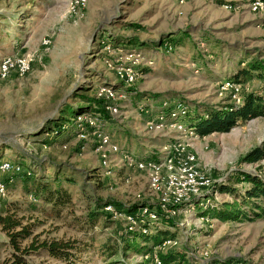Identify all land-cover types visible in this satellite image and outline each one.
Segmentation results:
<instances>
[{
	"label": "rangeland",
	"instance_id": "obj_1",
	"mask_svg": "<svg viewBox=\"0 0 264 264\" xmlns=\"http://www.w3.org/2000/svg\"><path fill=\"white\" fill-rule=\"evenodd\" d=\"M69 1L0 0V60L20 54L31 67L24 75L12 71L0 79V157L25 165L34 154L61 163L69 169L65 177L72 179L63 184L69 185L73 204L55 216L16 184L8 186L0 208L4 204L11 212L38 219L42 224L36 232L42 233L41 238L83 240L88 247L78 264H139L151 254H134L130 248L121 251L127 237L120 236V231L123 234L128 224L122 211L121 215L109 212L115 223L100 219L92 229H83L78 218L95 207V199L110 201L106 205L114 210L145 201L163 213L158 196L149 191L147 174L126 168L113 154L104 164L100 151L91 141H79L70 125L72 131H47L71 107L92 110L89 107L94 103L79 95L94 98L101 86L112 85L118 90L114 102L120 108L115 116L104 107L97 112L104 128L122 151L139 159L154 158L172 136L160 129L149 130L147 118L154 117L168 101L183 102L195 117L205 114L206 108L229 106L228 96L219 95L216 87L249 60L264 59V25L245 9L246 0H89L77 16L70 11ZM130 37H137L143 47L119 45L129 43ZM109 39L114 48L107 51L104 44ZM162 39L173 42L171 51L154 47ZM132 61L139 64V76L124 85L116 71ZM240 82L245 87L243 96L262 89L256 75ZM204 136L194 143L200 167L215 182V201L232 203L233 196L221 192L220 185L230 184L240 193L245 186L239 176L243 170L264 177V158L257 163L240 162L264 139V117ZM30 201H36L37 210ZM41 207L47 210L42 213ZM189 207L173 215V227L162 223L157 227L168 229L177 241L171 248L185 251L192 264H264V217L201 220L200 212ZM133 241L156 249L139 237ZM6 242L0 230V264L9 253ZM103 243L114 252L102 248ZM203 251L208 254L202 255ZM32 261L59 264L45 255L33 256Z\"/></svg>",
	"mask_w": 264,
	"mask_h": 264
},
{
	"label": "trees",
	"instance_id": "obj_2",
	"mask_svg": "<svg viewBox=\"0 0 264 264\" xmlns=\"http://www.w3.org/2000/svg\"><path fill=\"white\" fill-rule=\"evenodd\" d=\"M8 33L7 35H9ZM3 38L0 37V41ZM129 43L119 45L124 48L137 47L141 48L139 39L137 37H130L127 39ZM110 44L114 41L108 40ZM164 43L173 42L162 39L155 41L154 47H159ZM15 48L17 42L14 44ZM5 52V50H3ZM256 75L262 82V89L259 92L251 91L243 96L242 103L240 105H229L220 109L206 108L205 114L201 117H195L190 110L186 113L184 120L192 126L196 132L203 136L210 132H227L238 122L248 121L257 117H264V59L258 60L257 57L249 60L243 67H240L231 77L234 80L242 81L252 78ZM84 101L93 102V106L89 107L92 110H86L85 106H76L67 109V113L63 117L58 118L55 122V127L47 131L49 134L52 131L66 130L64 128H72L75 125L74 120L77 115L80 114H97L99 111H103L104 100L98 97L96 94L94 98H90L86 95H79ZM95 107V109H93ZM169 110L171 109L170 106ZM206 115V118L203 117ZM194 116V117H193ZM70 125V126H68ZM68 126V127H66ZM71 128V131H72ZM48 136V135H47ZM46 138V137H45ZM264 158V139L255 147L247 151L240 159L241 163H257ZM29 163H22L17 161L18 165L22 166V171L9 175L5 179L6 187L19 184L23 193H32L35 200L43 202L47 205V208L55 216H60L62 212L72 203V193L69 189V185L63 184L65 181H72V179L65 177L69 172L67 167H64L61 163H56L49 159H44L37 155H31L29 157ZM30 165L41 168L38 172ZM51 169L52 174L48 175L43 173L42 169ZM241 182L245 183L241 192L234 188L232 185H220L221 192L230 193L233 196L232 203L222 202L218 203L212 196H209L207 202L204 205L199 206L195 200L190 203H182L179 205L181 208H189L192 206V210L197 213L200 212L199 217H207L209 219L216 218L220 221L236 220L242 221L254 220L264 217V177L257 172H251L243 170L239 173ZM34 201V202H36ZM31 202V201H30ZM33 201L31 207L33 210H37V205ZM110 201H103L102 199H95V207H91L84 217L78 218L83 221V229H92L94 225L100 220H109L115 223L111 219L109 212L104 210L106 204ZM194 202V203H193ZM115 205H117L115 203ZM139 206H148L157 214L155 225L151 221L145 219L141 224L147 227L145 233L140 229L128 230L120 236L127 237L123 239V247L121 251L124 252L126 248L133 250L134 254H151L148 259L143 260L139 264H155L154 259L157 258L162 264H192L185 251L175 248H169L166 250L152 251L147 245L140 246L138 242L134 243V238H141L146 242H150L152 246L161 243L164 239H174L173 235L168 229L158 228L157 226L167 225L173 227V218L165 213H159L156 211L154 205H151L145 201L134 202L129 207H118L115 211L128 213L135 215ZM246 206V209L243 208ZM47 208H39L40 212H45ZM203 208V211H202ZM119 209V210H118ZM160 221V222H159ZM42 222L38 219L25 217V215H19L15 211H10L8 207L5 208L4 204L0 208V230L5 234L7 238V247L9 253L3 260V264H35L32 261L33 256L45 255L49 256L59 264H78L82 261V255L86 252L88 244L83 240L73 239H50L41 238L42 233L36 232V228L40 226ZM102 248L107 249V245L102 244ZM145 250V251H143ZM111 251V250H110ZM111 252H114L113 250ZM144 252V253H143ZM153 254V255H152Z\"/></svg>",
	"mask_w": 264,
	"mask_h": 264
},
{
	"label": "built area",
	"instance_id": "obj_3",
	"mask_svg": "<svg viewBox=\"0 0 264 264\" xmlns=\"http://www.w3.org/2000/svg\"><path fill=\"white\" fill-rule=\"evenodd\" d=\"M89 0H70V11L76 16L84 9ZM184 0H178L183 3ZM224 7L231 9V4H224ZM245 9L250 13L257 15L264 25V0H246ZM110 43L104 44V49L109 51L113 49ZM173 46L170 43H164L158 49L165 52L171 51ZM140 56V54L138 53ZM151 65L153 61L147 60ZM111 66V64H108ZM139 64L136 61L128 63L126 67L120 66L116 71V77L119 82L124 85L132 84L139 76L137 70ZM30 61L20 54L7 55L0 60V79L6 78L12 71L19 75H24L30 71ZM244 85L232 78L220 81L216 87L219 95H227L229 105H240L243 100ZM118 90L112 85H103L99 88L97 96L104 100L103 106L107 113L115 116L119 112L120 106L114 101L117 98ZM155 114L146 120L149 130L160 129L166 134H170L172 139L163 145L162 150L157 153L154 158L139 159L131 153L122 151V149L112 141V136L104 128L100 113L97 114H80L74 120L75 136L79 141H91L96 151H100V157L103 163H108L109 155L113 154L118 157L122 164L128 168L137 171H143L148 177V187L151 193L158 196L163 213L173 217L177 212L185 210L179 207L182 203H190L195 200L199 206H203L208 201V197H215V182L200 167L198 153L196 151L195 141L205 139L200 136L196 130L190 126L184 117L190 110L183 102L168 101ZM166 106V107H165ZM171 109L169 110V107ZM66 129V128H64ZM65 148L66 145H63ZM207 148V145L205 146ZM22 166L10 161V159L0 157V200L7 195V187L5 179L14 173L22 171ZM31 199L34 198L30 195ZM194 203V202H193ZM104 209L115 215H121L112 209L111 205H106ZM188 209V208H187ZM186 209V210H187ZM190 209V207H189ZM113 210V211H112ZM127 220V229H140L143 233L147 227L141 223L147 219L155 222L157 214L148 206H139L136 214L122 213ZM206 220L207 217H200ZM176 238L164 239L161 243L155 245V251L163 250L165 246L170 248L176 245ZM207 251H203L202 255H207ZM147 258V257H146ZM155 264H162L157 258L154 259Z\"/></svg>",
	"mask_w": 264,
	"mask_h": 264
}]
</instances>
